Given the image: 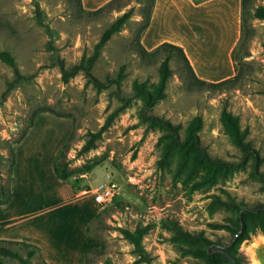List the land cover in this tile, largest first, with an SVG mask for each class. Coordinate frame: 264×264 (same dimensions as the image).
Returning a JSON list of instances; mask_svg holds the SVG:
<instances>
[{
	"label": "rangeland",
	"instance_id": "obj_1",
	"mask_svg": "<svg viewBox=\"0 0 264 264\" xmlns=\"http://www.w3.org/2000/svg\"><path fill=\"white\" fill-rule=\"evenodd\" d=\"M39 1L52 36L39 24L33 0H0V49L12 52L26 76L0 103V152L8 155L36 109L68 116L45 112L71 123L67 135L73 132L67 153L71 167L100 160L93 171L82 175L93 187L92 204L100 212L90 220L99 250L90 251L87 264H206L183 241L181 231L204 235L221 249L233 242L240 264H264V214L250 213L237 222L244 208L264 203V19H251L253 35L245 48L249 53L234 61L231 53L240 41L241 0L207 1L194 9L184 6L191 19L202 21L200 36L210 46L192 47L199 60L210 61L204 65L208 72L204 75L219 81L239 72V79L225 88L200 85L175 56L164 97L147 107L133 83L138 80L155 89L165 52L140 54L144 0H118L98 13L83 10L78 0ZM252 5L253 9L264 5V0H252ZM131 7V17L92 66L96 79L84 69L74 70L87 64L103 32ZM51 38L53 49L48 46ZM231 58L234 74L230 76ZM60 61L69 73H64ZM13 76V68L0 58V99ZM223 109L238 116L241 128L247 129L248 154L225 131ZM146 115L179 125L181 142H175L171 153L164 145V129ZM198 116L203 121L199 137L204 154L197 152L191 158L184 142L188 126ZM51 129L46 141L53 134H64L59 133L61 125L53 124ZM101 129L93 147L82 151ZM107 174L117 183L116 200L121 205L94 198V189ZM0 176L7 182L8 160L1 162ZM73 223L70 218L67 226ZM138 226L148 227L143 245L149 262L135 263L139 255L121 231ZM20 252L26 257L24 249ZM6 264L44 263L35 255L27 263L9 258Z\"/></svg>",
	"mask_w": 264,
	"mask_h": 264
},
{
	"label": "crops",
	"instance_id": "obj_2",
	"mask_svg": "<svg viewBox=\"0 0 264 264\" xmlns=\"http://www.w3.org/2000/svg\"><path fill=\"white\" fill-rule=\"evenodd\" d=\"M81 1L85 9L94 10L109 0ZM207 1L213 0L199 4H195L194 0H156L141 42L150 50L164 41L181 45L196 74L211 81L212 78L204 75L208 73L205 72V63L210 61L199 60L192 49L210 47L204 45L200 36L202 21L191 19L184 9V6L198 8ZM233 74L231 58L228 75ZM55 123L62 126L63 130L59 129V133L64 131V134L61 137L53 134L46 141L45 137L52 131L51 126H56ZM70 125L68 119L60 122L45 112L38 114L34 125L15 146L12 196L7 203H0V238L36 244L49 264H85L84 256L98 243L96 237L87 231L88 222L99 211L92 204L90 191L93 187L90 181L81 177L80 187L76 188L73 179H60L53 169V161L68 135ZM77 208L82 214L77 213ZM70 218L74 219V223L68 227ZM0 264H4L2 259Z\"/></svg>",
	"mask_w": 264,
	"mask_h": 264
},
{
	"label": "trees",
	"instance_id": "obj_3",
	"mask_svg": "<svg viewBox=\"0 0 264 264\" xmlns=\"http://www.w3.org/2000/svg\"><path fill=\"white\" fill-rule=\"evenodd\" d=\"M80 7L83 10L89 11L90 13H98L107 7H111L116 1L118 0H109L107 3H105L103 6L94 9V10H88L85 9L82 5V1L78 0ZM196 2L204 1V0H194ZM35 5V12L38 19V22L40 25H43L48 32L50 36H52L53 31L52 28L48 23L45 22L43 12L41 9L40 1L39 0H33ZM145 2V8H144V19L143 24L141 28V35L139 37V43H140V54L144 56L148 55H158L161 52L164 53V58L162 60L161 64V76L160 81L155 89H150L145 82H140L138 80H135L133 83V89L135 91V94L139 97H141L144 100V103L147 107L153 106L157 101H159L161 98L165 95V88L167 86V81L172 73V69L170 67V60L173 57H179L182 59V61L185 63L186 67L189 69L191 76L193 77L194 81H196L200 85H207V86H213V87H219V88H225L230 87L234 85V83L239 79V72H237L234 76L225 78L223 80L219 81H209L200 78L184 48L181 45L164 41L160 43L157 47L154 49H147L141 42V37L145 29L149 26L153 8L155 5L156 0H144ZM133 12V8L131 7L129 10L123 12L121 15H119L111 24L110 26L103 32L100 41L97 43L95 47L94 54L88 59L87 64H80L78 66H75L74 70L77 69H84L87 75H89L91 78L96 79L91 72L92 66L97 60L98 56L101 53L102 48L105 46V44L108 42V40L115 34L116 32L120 31L123 25L127 22V20L131 17ZM252 18H262L264 19V5H258L253 9L252 0H241V10H240V41L237 46H235L232 50V58L233 60H237L240 56H244V54H248L249 52H246L247 45L249 42V39L252 37V24L251 19ZM49 48L53 49L54 45L52 42V38L48 42ZM0 58L6 62L8 65H10L13 68L14 76L11 80L7 81V86L5 90L1 94L0 103L5 101L7 99L8 94L12 89L17 87L23 80L26 79V76L21 72L20 67L18 66L17 60L15 56L12 54L11 51L7 49H0ZM61 69L64 71V73H69V69L66 68L63 61L59 62ZM124 77L123 68L121 69V72L119 74V78L122 79ZM51 111L54 112L51 109L48 108H40L36 109L33 114L31 115L29 122L27 126L22 131L21 135L15 140L14 146L9 148L8 155L4 157V155L0 152V164L3 160H8V171L9 176L7 179V182L0 180V203H7L12 196V185L14 183V167L16 164V149L15 146L22 141V139L26 136L29 129L34 125V122L36 120V117L41 112ZM58 116H64L68 117L66 114L56 113ZM148 118H151L153 123L157 126H160L165 131V135L163 137L164 139V145L166 150H168V153H171L175 142H181L180 134H179V125H175L171 123L169 120H166L164 118H161L159 116H147ZM111 119V118H110ZM110 119L107 123L110 122ZM221 119L223 126L225 128V131L228 133L231 141L238 146L244 153L248 154L250 150V145L246 140L247 136V129H242L238 116L234 115L231 111L227 109H223L221 114ZM203 124L202 117L198 116L196 117L192 123L188 126L187 132H186V141L184 143H188L190 147V157H195L197 152H203L201 149V141L199 137V130L201 129ZM105 127V125L103 126ZM103 129V128H102ZM101 130H99L96 133L92 134V137L89 139V141L82 147V151H87L91 149L94 145L95 140L100 136ZM73 135V132L70 134V136L67 137V139L63 142L61 148L57 152V155L53 161V169L56 173V175L60 179H73L74 180V186L80 187V179L81 175L89 173L93 171V169L100 163V160H94L92 162H86L82 166L77 167H71L70 160L67 158V153L70 148V139ZM204 154V152H203ZM205 155L208 154L205 153ZM7 158V159H6ZM0 178H2L0 176ZM264 181V180H263ZM86 187L90 188L89 185ZM263 190H264V182H263ZM84 188V187H83ZM117 197V196H116ZM116 197L113 198L112 201H114L116 204L121 205V202L119 200H116ZM256 214L259 213L260 215L264 214V203L263 202H257L252 207H246L243 209V212L239 214V217L237 219V222H241L242 217H246L247 214ZM258 214V215H259ZM100 216V212L96 214V218ZM244 223V222H243ZM92 230V223L91 221L87 224V231L89 233ZM122 233L124 236L130 240L134 244L135 251L139 255V258L135 260V263H139L141 261H150L147 255V252L145 250V247L143 245V237L148 232L147 226H138L135 230H130L128 228H121ZM238 233V232H237ZM181 237L183 241H185L190 247L191 250L195 255H198L203 258V260L206 262V264H240V258L233 252V247L235 246V243L231 242L228 245H226V248H219L217 245H215V242L208 239L204 235H193L188 232L181 231ZM242 238V237H241ZM195 247V248H194ZM24 249L26 251V257H24L20 250ZM96 250H99V248H96ZM91 253V252H90ZM90 253L86 254L84 256V262L85 264L88 263V260L90 258ZM35 255H38V257L43 261L44 264H49L44 257L42 256L39 247L36 244H33L28 241L24 240H10V239H4L0 238V259L4 261V264H6L7 260L9 258H15L20 260L22 263H27L28 260Z\"/></svg>",
	"mask_w": 264,
	"mask_h": 264
},
{
	"label": "built area",
	"instance_id": "obj_4",
	"mask_svg": "<svg viewBox=\"0 0 264 264\" xmlns=\"http://www.w3.org/2000/svg\"><path fill=\"white\" fill-rule=\"evenodd\" d=\"M93 193H94V198L98 203L111 201L118 194L117 183L111 180L110 175L107 174V178L103 182H101L96 187V189H94Z\"/></svg>",
	"mask_w": 264,
	"mask_h": 264
}]
</instances>
